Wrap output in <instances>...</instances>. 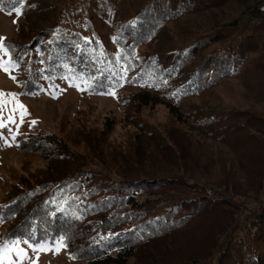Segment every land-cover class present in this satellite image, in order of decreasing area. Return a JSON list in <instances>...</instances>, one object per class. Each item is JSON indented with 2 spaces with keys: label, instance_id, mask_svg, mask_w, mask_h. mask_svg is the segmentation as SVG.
Returning <instances> with one entry per match:
<instances>
[{
  "label": "trees",
  "instance_id": "trees-1",
  "mask_svg": "<svg viewBox=\"0 0 264 264\" xmlns=\"http://www.w3.org/2000/svg\"><path fill=\"white\" fill-rule=\"evenodd\" d=\"M236 3L243 9L228 23L196 20ZM16 7L21 20L3 45L23 88L62 79L93 93L132 88L116 96L133 130L118 177L92 165L108 166L101 143L111 125L82 136L91 154L42 129L21 138L22 152L48 163L0 202L1 243L64 237L87 264H264V111L225 104L217 92L233 79L245 99L264 103L258 0H0L4 12ZM106 12L116 50L95 26ZM78 20L88 35L71 27ZM157 104L172 119L164 129L143 116ZM248 201L257 207L242 215Z\"/></svg>",
  "mask_w": 264,
  "mask_h": 264
},
{
  "label": "rangeland",
  "instance_id": "rangeland-1",
  "mask_svg": "<svg viewBox=\"0 0 264 264\" xmlns=\"http://www.w3.org/2000/svg\"><path fill=\"white\" fill-rule=\"evenodd\" d=\"M111 1L114 4L118 3V0ZM75 2L81 7L85 5V0H75ZM242 9L243 6L239 3L228 8H214L205 16H196V20L207 28L211 25L210 16L213 14L221 24L228 23L237 17ZM20 20V15L15 11L4 12L0 9V38H2L0 43L3 44L4 39L15 35ZM108 21L109 13L106 12L104 18L95 20V26L105 34L104 40L114 47ZM77 26L82 29L85 35H88L80 20L75 25H71V27ZM9 61V54L5 55L3 51H0V62L7 64ZM13 76L15 79L11 78ZM20 79L21 76L16 67H12L10 73L0 69V92L15 94V100L11 96L0 98L9 101L0 111V119H3L7 125L0 128V202L8 196L11 186L19 177L44 168L48 163V160L40 154L22 152L19 148L20 139L36 129L53 132L72 147L77 145V149L88 151L91 154L89 148L85 147L82 136L88 137L87 135L92 133L98 136L107 125H111L106 140L101 143V148L108 158V166L99 163L96 158H93L92 165L94 168L105 169L113 176L118 177L116 174L118 171L114 170L116 169L115 164L121 160L119 152L123 149L126 135L131 133L133 128L124 120L125 107L118 101L116 94L118 91L128 93L134 89L120 87L111 90L115 91V96H113L106 94L108 92L105 94L93 93L81 83L72 84L62 79L57 80L52 87L44 86L41 91L30 92L23 88ZM228 81L225 85L217 87V92L225 104L264 111L263 102H253L243 97L242 87L237 80ZM17 104L23 105L26 110L27 114L23 116V122H21L22 110L17 108L16 111H13ZM10 116L15 120V123L9 122ZM143 116L150 124L159 129L168 127L172 120L167 109L161 104L146 107ZM33 121L35 123H32ZM196 178L205 182L199 174ZM212 181L207 183L206 190L211 189L212 195H214L220 191V188ZM262 195L264 196V192ZM256 207L255 201H248L240 207L241 214H248ZM24 240L27 239L14 238L10 242L3 243L0 240V259L3 260V264H10V261L21 264L15 252V241H20L19 247L27 252L28 258L24 259L22 264H87L86 260L72 258L66 247H62L59 253H56V242L59 239L48 244H32L33 246L46 245L53 249V251L43 252H34L29 247L31 243L25 244Z\"/></svg>",
  "mask_w": 264,
  "mask_h": 264
},
{
  "label": "snow or ice",
  "instance_id": "snow-or-ice-1",
  "mask_svg": "<svg viewBox=\"0 0 264 264\" xmlns=\"http://www.w3.org/2000/svg\"><path fill=\"white\" fill-rule=\"evenodd\" d=\"M14 11L17 14H20L21 9L19 7H16V8H14ZM0 39H2V38H0ZM0 51H3L5 55L8 54L7 48L2 43H0ZM17 66L18 65H16L12 61H9L7 64L6 63H3V62H0V69H2L6 73H10L11 68L12 67H17ZM126 70L127 69H125V71ZM11 78L12 79H15L14 76L11 77ZM73 86L79 87L78 85H73ZM101 94H105V93H101ZM106 94L115 96V91H109ZM5 96H11L12 99L15 100V94H9V93L0 92V98L5 97ZM8 102H9L8 100L0 99V111H2L3 107L6 106ZM17 108L20 109V110H22L21 111V122H23V116L27 114L26 113V110L24 109V106L23 105L17 104L16 105V108H14L13 111H16ZM8 120L11 123H15V120L11 116L8 118ZM32 123H35V121H33ZM6 126L7 125L4 123L3 119H0V128H4ZM23 242L25 244H28L29 243L28 240H24ZM19 244H20V241H15L14 242L15 252H16L17 257L19 258V260L21 261V264H22V261L24 259H27L28 256H27L26 250L23 249V248H20L19 247ZM29 247L32 248L34 252L53 251L52 248H50V247H48L46 245L33 246L32 244H29ZM62 247H66V245L64 244V237H60L59 241L56 242L55 252L56 253H59V251L61 250ZM6 251H7V249H6ZM36 259L38 260L39 257L37 256ZM0 264H3V260L2 259H0ZM10 264H15V262L14 261H10Z\"/></svg>",
  "mask_w": 264,
  "mask_h": 264
},
{
  "label": "built area",
  "instance_id": "built-area-1",
  "mask_svg": "<svg viewBox=\"0 0 264 264\" xmlns=\"http://www.w3.org/2000/svg\"><path fill=\"white\" fill-rule=\"evenodd\" d=\"M258 10L264 13V0H258ZM206 191L209 195H212L211 189L208 188Z\"/></svg>",
  "mask_w": 264,
  "mask_h": 264
}]
</instances>
